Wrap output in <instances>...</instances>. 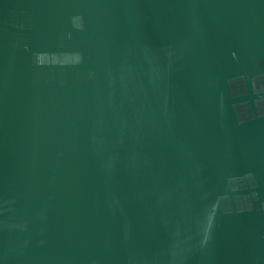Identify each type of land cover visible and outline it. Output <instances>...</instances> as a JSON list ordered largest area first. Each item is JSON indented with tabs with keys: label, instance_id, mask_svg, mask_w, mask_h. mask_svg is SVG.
<instances>
[{
	"label": "water",
	"instance_id": "water-1",
	"mask_svg": "<svg viewBox=\"0 0 264 264\" xmlns=\"http://www.w3.org/2000/svg\"><path fill=\"white\" fill-rule=\"evenodd\" d=\"M0 264H264V0H0Z\"/></svg>",
	"mask_w": 264,
	"mask_h": 264
}]
</instances>
